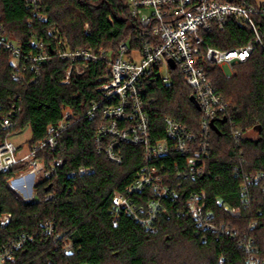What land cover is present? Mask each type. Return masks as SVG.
<instances>
[{
    "label": "trees",
    "instance_id": "16d2710c",
    "mask_svg": "<svg viewBox=\"0 0 264 264\" xmlns=\"http://www.w3.org/2000/svg\"><path fill=\"white\" fill-rule=\"evenodd\" d=\"M40 2L44 20H38L28 8L27 0H0V25L7 38L21 45L22 54L34 53L32 43L39 41L52 55L38 81L28 85L13 78L12 55L0 48V118L11 116L13 121L11 131L0 133V143L30 129L27 144H36L46 137L50 125L61 121L66 108L72 113V125L61 137L62 152L37 156L47 166L55 158L64 160L62 169L35 185L41 201H25L9 186L27 165L19 164L10 173L0 175V214H12L10 226L0 227V243L20 233L39 236L45 222L54 219L59 244L57 247L37 238L9 264H249L252 257L258 264H264V194L260 186L249 185L250 204L240 218L231 217L215 204L216 199H221L239 207L240 185L245 176L264 173V50L255 47L251 58L237 65L230 77L224 76L215 65H206L211 83L229 103V110L226 118L216 121L217 132L212 129L204 173L195 180L179 179L174 165L178 163L182 170L186 156L173 155L152 162L159 170L164 165L166 175L183 182L177 201L164 202L167 211L153 224V230L125 215L114 226V194H127L126 189L143 167V149L121 145L123 161L119 165L98 154L95 139L104 121L101 117L90 121L86 114L93 102L102 99L99 88L107 81L105 66L93 64L84 75L72 74L70 83L63 85L68 63L59 59L54 50L56 39H64L72 49L116 51L121 43H134L138 24L130 16L125 1ZM249 2L256 5L254 0ZM254 20L264 43V18L255 16ZM254 39L251 28L235 22H230L223 32L215 30L205 36L207 44L219 50L244 47ZM28 78L31 79L30 74ZM192 95L181 77H175L169 85L156 82L145 87L144 101L154 140L163 138V121L167 117L191 131L198 130L201 112L190 101ZM231 123L243 132L237 142L231 134L234 128ZM80 168L92 172L68 177ZM191 193L204 194L205 210L213 216L209 223L215 228L229 224L237 230V237L221 236L217 240L219 234L204 230L184 214L182 202ZM49 194L55 198L45 201ZM131 198L142 206L152 195L146 190L132 194ZM250 239L256 241L257 253L253 256L240 245ZM61 246L70 247L68 256L61 252Z\"/></svg>",
    "mask_w": 264,
    "mask_h": 264
},
{
    "label": "built area",
    "instance_id": "2783aa9c",
    "mask_svg": "<svg viewBox=\"0 0 264 264\" xmlns=\"http://www.w3.org/2000/svg\"><path fill=\"white\" fill-rule=\"evenodd\" d=\"M119 1L127 3L130 16L138 24L133 44L121 43L116 51L94 52L84 48L72 49L64 39H56L54 51L59 59L68 63L65 79L61 82L63 85L70 83L72 74L84 75L93 64L102 63L105 66L107 81L99 88L102 99L93 102L86 114L90 121L98 117L104 121L95 139L98 154L119 165L123 161L121 145L128 144L143 149V167L126 189L127 194H114V226L117 225L119 217L125 215L140 222L146 229L153 230V224L167 211L164 202L177 201L183 182L166 175L164 165L159 170L152 162L173 155L186 156L182 170L178 163L174 165L179 179L184 177L195 180L204 173V161L210 152L213 131L211 125L216 124L220 118H226L229 110V103L224 101L211 83L206 65H215L226 76L224 66H229L234 73L237 65L251 58L255 47L260 46L264 50V43L254 20L255 16L264 18V5H254L249 0ZM40 4V0H27L28 8H31L38 20H44L45 17L40 13ZM230 22L251 28L255 34L254 41L230 50L210 47L205 36L215 30L223 32ZM32 46L35 52L23 55L21 45H15L14 41L7 38L0 25V48L9 51L18 62L12 76L16 81L28 85L38 81L42 69L52 59L43 42L34 41ZM29 74L31 79L28 78ZM175 77H181L200 107L199 127L196 132L191 131L181 122L167 117L163 121V138L154 140L150 114L144 101L145 87L156 82L169 85ZM154 101L151 100V103ZM71 117V111L64 109L61 121L50 125L46 137L32 146L17 147L9 139L0 143V175L10 173L19 164L27 165L17 179H21L23 190L28 188V179L34 182L30 201H41L35 191L32 197L35 185L40 180L55 175L64 166L62 158L53 159L47 166L45 162L37 160V156L44 152L57 153L64 150L61 137L71 127ZM231 126L234 127L232 137L237 142L243 132L235 128L234 123ZM12 128L11 116L0 118V133L9 132ZM91 172L89 168H80L68 174V177L86 176ZM249 185L260 186L264 194V173L245 176V181L240 185L242 198L239 207H232L221 199H216L215 204L231 217L240 218L242 211L250 204ZM146 190L151 193L152 198L145 205L138 206L131 196ZM203 197V193H191L182 202V212L204 230L219 234L217 240L221 236L237 237V230L229 224L215 228L209 223L213 216L205 210L206 202ZM54 198V194H49L45 201ZM11 222L12 214H0L2 229L9 227ZM37 238L50 241L55 246L59 244L54 219L45 222L39 236L20 233L15 238L0 243V264L14 262L19 251ZM240 245L251 256L257 253L256 241L253 239ZM60 248L65 256L71 252L69 246ZM249 264H258V261L252 257Z\"/></svg>",
    "mask_w": 264,
    "mask_h": 264
},
{
    "label": "rangeland",
    "instance_id": "374dc122",
    "mask_svg": "<svg viewBox=\"0 0 264 264\" xmlns=\"http://www.w3.org/2000/svg\"><path fill=\"white\" fill-rule=\"evenodd\" d=\"M254 2L256 3V5H264V0H254ZM12 41H14L13 38H10ZM15 45H18V42L14 41ZM14 67H17V61L15 59H11ZM223 71L225 73V75L227 77H230L232 75V69H230L229 66H224L223 67ZM235 74V69H234V73ZM253 136V135H251ZM31 139V130L30 129H26L24 132L19 133V134H15V135H11L9 137V141L14 143L15 145H17V147H25V146H29L27 143L28 141ZM20 176V172L16 174V176H14V178L9 182V186L10 188H12V190H14L16 192V194H18L22 199H24L25 201H30L32 200V198H29L30 194L32 193V187L34 182L31 179H28L26 182L28 183V188L26 190H23L22 188V181L21 179H17V177ZM35 190H33V196L34 197V192ZM24 193V194H23Z\"/></svg>",
    "mask_w": 264,
    "mask_h": 264
},
{
    "label": "water",
    "instance_id": "95a60500",
    "mask_svg": "<svg viewBox=\"0 0 264 264\" xmlns=\"http://www.w3.org/2000/svg\"><path fill=\"white\" fill-rule=\"evenodd\" d=\"M190 101L194 104V106L196 107L197 110H200V107H199V105H198V103L196 102V100H195L194 97H191ZM224 122H226V119H224ZM211 127H212V129H213L214 131L217 132V128H216V126H215L214 123H212ZM0 212H1V207H0Z\"/></svg>",
    "mask_w": 264,
    "mask_h": 264
}]
</instances>
